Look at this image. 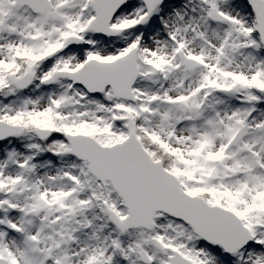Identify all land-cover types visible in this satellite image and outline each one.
Listing matches in <instances>:
<instances>
[{
  "label": "snow or ice",
  "instance_id": "snow-or-ice-1",
  "mask_svg": "<svg viewBox=\"0 0 264 264\" xmlns=\"http://www.w3.org/2000/svg\"><path fill=\"white\" fill-rule=\"evenodd\" d=\"M0 264H264V0H0Z\"/></svg>",
  "mask_w": 264,
  "mask_h": 264
}]
</instances>
